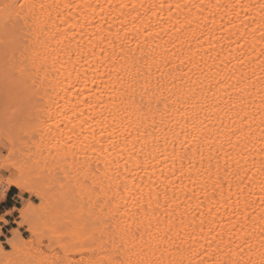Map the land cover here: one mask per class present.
Listing matches in <instances>:
<instances>
[{
	"label": "bare ground",
	"instance_id": "bare-ground-1",
	"mask_svg": "<svg viewBox=\"0 0 264 264\" xmlns=\"http://www.w3.org/2000/svg\"><path fill=\"white\" fill-rule=\"evenodd\" d=\"M124 2H24L34 132L73 183L7 258L46 263L48 231L68 264H264V0ZM27 184L0 156V201Z\"/></svg>",
	"mask_w": 264,
	"mask_h": 264
},
{
	"label": "rangeland",
	"instance_id": "rangeland-1",
	"mask_svg": "<svg viewBox=\"0 0 264 264\" xmlns=\"http://www.w3.org/2000/svg\"><path fill=\"white\" fill-rule=\"evenodd\" d=\"M14 1L15 4L14 2L10 3V0H0V156L15 167H22L25 169V176L28 178V192L21 191L14 187L21 193L22 197L21 201L18 203L19 208L15 209V222L13 225L16 226V228L12 229L8 234H4L1 225V222L4 221L1 219L4 217L0 219V264L25 263L24 258L26 256L23 253L14 261H10L7 258L11 250L9 239L15 236L13 230L16 229L18 235L24 240H29L30 238L38 239L41 236L32 235L27 228L28 225H23L21 223L23 219L20 216V210L29 204L35 209H38L42 205L43 199L37 195V192L40 188L46 186V184L49 185L51 183L49 186L51 193L54 191V194H59L60 192H67L68 187L72 186L73 183L71 180V169L67 165H61L64 161L60 151L50 148L54 143L45 146V143L39 140L40 138L37 136L38 133L36 134V132H34V130L36 131L37 129L35 111L40 101V90L37 85L39 75L37 71L30 67L28 59L29 52L26 48L30 43L28 36L25 33L23 34L22 29L26 27L29 17L31 21L32 17H34H31V15H35V13L26 12L27 8L24 6L26 0ZM29 1L33 2V0ZM121 1L133 2V0ZM27 13L31 14L29 15ZM26 15H29V17H26ZM14 21H17L15 27H13ZM28 130H30L32 134ZM50 149L54 150L53 152L55 154L53 152L52 154H54L53 156L56 162H60L61 164L53 162L55 159H53V161L51 160L52 150ZM48 151H50V154ZM45 155L48 157L50 163H52L51 165L54 166V170L53 166H50V163L47 164L48 159ZM44 158L47 160L44 161ZM59 165L61 167H58ZM58 168H60V170ZM6 171L7 170H2V174L9 176L11 172ZM87 186L91 188L92 182L88 181ZM86 192L88 193L86 197L88 201V199H90L88 195L92 193V190ZM94 201L97 202L98 206V199L94 198ZM89 205L88 202L86 208H90L91 206ZM42 235H44V240L41 248L49 259V261L44 264H50L48 263L50 261L68 264L67 260H80L90 255L88 252H66L64 248L59 246L57 239L51 237L48 231L44 232ZM90 245L91 243H89V246ZM2 249H5V252H3ZM31 263L40 264L36 259L30 262V264Z\"/></svg>",
	"mask_w": 264,
	"mask_h": 264
},
{
	"label": "crops",
	"instance_id": "crops-1",
	"mask_svg": "<svg viewBox=\"0 0 264 264\" xmlns=\"http://www.w3.org/2000/svg\"><path fill=\"white\" fill-rule=\"evenodd\" d=\"M21 199V193L16 188L11 187L0 201V219L2 217L5 219V222H1L4 234H8L12 229L16 228L13 225L15 222V209L19 208L18 203Z\"/></svg>",
	"mask_w": 264,
	"mask_h": 264
}]
</instances>
